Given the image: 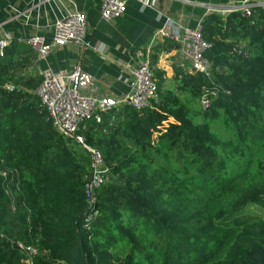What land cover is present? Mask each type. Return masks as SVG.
I'll list each match as a JSON object with an SVG mask.
<instances>
[{
  "label": "trees",
  "instance_id": "16d2710c",
  "mask_svg": "<svg viewBox=\"0 0 264 264\" xmlns=\"http://www.w3.org/2000/svg\"><path fill=\"white\" fill-rule=\"evenodd\" d=\"M200 28L208 76L189 66L166 85L156 53L176 45L158 42L149 105L80 123L106 168L91 196L89 152L53 126L40 79L12 75L6 46L0 264H264V11L210 13ZM204 88L214 92L205 110ZM16 242L34 247L30 260Z\"/></svg>",
  "mask_w": 264,
  "mask_h": 264
},
{
  "label": "crops",
  "instance_id": "0c3cea01",
  "mask_svg": "<svg viewBox=\"0 0 264 264\" xmlns=\"http://www.w3.org/2000/svg\"><path fill=\"white\" fill-rule=\"evenodd\" d=\"M241 1L127 0L123 14L104 21L99 16L101 0H0V38L7 40L8 57L17 62L12 71L16 79L31 76L41 81L44 76H63L78 66L77 89L114 103L129 91L133 52L148 46L156 30L165 27L173 34L181 33L206 15L225 14ZM75 11L86 16L88 46L52 45L54 22ZM33 34L44 40L37 51L24 41ZM173 43L175 48L161 47L155 58V67L164 72L168 86L175 72L189 67Z\"/></svg>",
  "mask_w": 264,
  "mask_h": 264
},
{
  "label": "built area",
  "instance_id": "2783aa9c",
  "mask_svg": "<svg viewBox=\"0 0 264 264\" xmlns=\"http://www.w3.org/2000/svg\"><path fill=\"white\" fill-rule=\"evenodd\" d=\"M126 1L101 0L100 19L109 21L123 14ZM254 7H259L264 11V0H242L240 5L228 10V12L234 11L241 16H249L251 9ZM166 21H169V18H166ZM86 30L85 14L81 11L72 12L54 22L51 43L55 46L75 43L87 47ZM159 40L175 42L178 46L177 51L180 58L187 62L191 69L205 76L209 75L211 65L204 56L208 43L202 39L200 23H198L195 27L185 28L178 34H173L167 28L162 27L154 32L148 46L136 49L133 52L135 63L129 68L132 78L129 91L114 103L107 102L103 98L94 95L81 93L77 89L78 66L63 76H44L34 90L58 132L66 137L74 136L77 144L89 152L91 178L86 185V193L90 196L92 189L100 187L103 183L106 168L100 152L87 145L84 138L76 134V131L80 123L96 110H107L120 104H128L135 109L145 108L149 105L150 100L155 96V83L152 78L150 56L152 48L158 44ZM24 41L36 51L41 48L44 42L43 37L39 34L29 35ZM7 44L6 39L0 38V56L3 55ZM6 88L12 90L13 85L7 84ZM209 94L213 95V90L204 88L199 99L204 110L209 107ZM16 245L27 256L28 260L36 252L34 247L30 245L21 242H16Z\"/></svg>",
  "mask_w": 264,
  "mask_h": 264
},
{
  "label": "rangeland",
  "instance_id": "374dc122",
  "mask_svg": "<svg viewBox=\"0 0 264 264\" xmlns=\"http://www.w3.org/2000/svg\"><path fill=\"white\" fill-rule=\"evenodd\" d=\"M79 148V147H78ZM77 151H80L81 153H85L86 154V152L85 151H82V150H78V149H76ZM87 155V154H86Z\"/></svg>",
  "mask_w": 264,
  "mask_h": 264
}]
</instances>
